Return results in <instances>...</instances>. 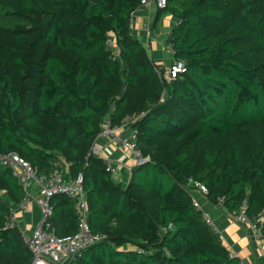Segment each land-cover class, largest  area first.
I'll list each match as a JSON object with an SVG mask.
<instances>
[{
	"label": "trees",
	"instance_id": "1",
	"mask_svg": "<svg viewBox=\"0 0 264 264\" xmlns=\"http://www.w3.org/2000/svg\"><path fill=\"white\" fill-rule=\"evenodd\" d=\"M140 5L0 0V153L43 175L59 164L67 177L83 175L98 238L65 264H243L192 190L193 181L206 185L199 196L233 219L264 211V0H167L152 27L165 14L179 20L167 40L186 64L175 78L133 32ZM107 116L137 130L149 157L127 184L90 154ZM25 195L0 163V264L33 259L22 231L7 226ZM51 203L49 230L74 235V200L58 194Z\"/></svg>",
	"mask_w": 264,
	"mask_h": 264
},
{
	"label": "built area",
	"instance_id": "2",
	"mask_svg": "<svg viewBox=\"0 0 264 264\" xmlns=\"http://www.w3.org/2000/svg\"><path fill=\"white\" fill-rule=\"evenodd\" d=\"M167 0H141V8H164ZM147 32L144 39L145 46L150 50V39L153 35L152 20L148 19L142 26ZM110 46H114V38L108 40ZM113 48V47H112ZM171 50V49H170ZM172 51V50H171ZM185 61L173 59L172 63L166 66V76L175 78L185 70ZM138 131L128 126L113 125L109 116L105 117L98 141L105 139L104 142H96L90 154L102 158L105 161L107 170L111 176L121 180V171L133 158L139 165L149 160L144 157L139 149L137 141ZM0 163L13 169L14 175L18 176L26 189V195L16 205L11 207V215L7 226L18 227L28 244L33 259L29 264H65L74 259L82 250L90 246L98 236L93 235L88 219L89 204L84 188L83 175L78 177H67L64 168L57 165L56 168L47 175L40 174L38 170L25 158L15 152L8 154L0 153ZM192 199L195 208L201 211L203 219L213 231L221 234L215 220L210 212L201 202L199 195L208 192L206 185L200 181H193ZM35 187V188H34ZM36 189V193L33 192ZM58 194H65L75 202L76 211L80 217L79 229L74 235L61 237L54 231L49 230L48 220L53 214L52 198ZM36 204L41 212V218L31 234L25 233L18 223V210H28L29 206ZM245 208L246 205L244 204ZM234 221L239 224H246L251 229L254 238L260 240V250L264 255V211L258 220H251L246 213L241 211L234 215ZM237 255V253H233Z\"/></svg>",
	"mask_w": 264,
	"mask_h": 264
},
{
	"label": "crops",
	"instance_id": "3",
	"mask_svg": "<svg viewBox=\"0 0 264 264\" xmlns=\"http://www.w3.org/2000/svg\"><path fill=\"white\" fill-rule=\"evenodd\" d=\"M157 12L156 7L138 9L132 18V29L138 38L144 40L147 38V32L142 26L148 19H154ZM179 22L171 14H165L159 24L153 28V35L150 39L149 54L159 66L169 65L173 61V53L167 43L172 27ZM101 139L100 142H104ZM136 161L130 158L128 164L121 171V179L124 184L129 181L132 167ZM35 188V187H34ZM34 190V189H33ZM36 193V189L33 191ZM205 208L211 213L215 220L227 246L237 253L242 259L243 264H264V255L260 250V240L254 238V235L246 224H239L234 221L233 217L223 211L220 207L210 203L205 197L199 196ZM18 223L26 234L30 235L41 218L39 207L32 203L28 210H18Z\"/></svg>",
	"mask_w": 264,
	"mask_h": 264
},
{
	"label": "rangeland",
	"instance_id": "4",
	"mask_svg": "<svg viewBox=\"0 0 264 264\" xmlns=\"http://www.w3.org/2000/svg\"><path fill=\"white\" fill-rule=\"evenodd\" d=\"M122 182V181H121ZM201 197V196H200ZM218 207H220V206H218ZM221 208V207H220ZM211 214V213H210Z\"/></svg>",
	"mask_w": 264,
	"mask_h": 264
}]
</instances>
